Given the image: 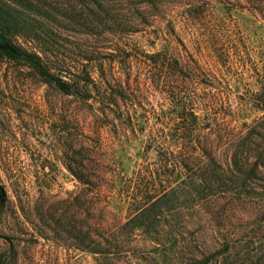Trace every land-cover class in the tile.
<instances>
[{
	"label": "rangeland",
	"instance_id": "rangeland-1",
	"mask_svg": "<svg viewBox=\"0 0 264 264\" xmlns=\"http://www.w3.org/2000/svg\"><path fill=\"white\" fill-rule=\"evenodd\" d=\"M130 3L143 7L119 14L132 23L122 34L78 33L70 41L98 53L99 61L89 66L95 81L102 76L112 86H126V105L137 111L134 132L117 117L125 105L109 118L118 132L107 123L98 130L97 101L84 104L25 64L0 60V185L8 197L0 213V264H190L223 244L233 253L249 247V256L264 251V167L240 196L213 197L198 208L194 196L171 192V210H163L158 221L166 230L181 231L176 239L140 230L112 256L83 251L78 227L85 228L87 212L77 201L82 186L65 166L71 141L78 149L84 139L99 140L102 153L115 163L116 184L89 211L92 230L102 225L108 235L120 233L133 217L139 175L160 183V166L169 164L171 177L150 194L174 187L180 127L193 129L180 133L181 139H207L224 164L243 142L264 154V0H109L107 5L118 13ZM117 50L123 55L113 58ZM165 53L178 63L174 70L148 58L160 55V63ZM183 113L197 116L192 127L181 120Z\"/></svg>",
	"mask_w": 264,
	"mask_h": 264
},
{
	"label": "trees",
	"instance_id": "trees-1",
	"mask_svg": "<svg viewBox=\"0 0 264 264\" xmlns=\"http://www.w3.org/2000/svg\"><path fill=\"white\" fill-rule=\"evenodd\" d=\"M134 1L144 3L146 0ZM108 2L109 0H0V60L25 64L46 84L84 104L92 100L97 101L101 104L94 113L98 130L107 123L106 125H110L118 132L115 120L110 121L109 118L120 113V104L125 105L127 107L125 113L118 114L117 117L124 119L127 122L126 127H131L134 132L132 123L136 120L137 111L126 105L129 96L126 86L123 84L112 86L113 81L102 76L99 82L95 81L89 66L99 61L98 53L93 48L72 44L70 41L79 35L78 33L100 36L105 30H110L118 36L122 34L124 28L132 24L131 18L123 19L119 14L124 11L140 12L143 7L142 4L130 3L117 13L116 9L107 5ZM78 5L81 10L77 8ZM150 5L152 10L158 9L153 4ZM122 53L123 50L115 51L112 54L113 58L122 56ZM125 56L128 57V54ZM159 56L152 55L148 58L155 60V65L170 70H174L178 65L168 58L167 53L161 55L158 63ZM173 74H176L175 71ZM116 108H119V112L115 110ZM181 120L189 123L187 127H192L197 121V116L183 113ZM192 130L182 127L177 130L181 141V158L173 170L175 175H177L175 172H178L179 178L174 184L170 182L174 187L170 186L168 190L158 192L156 196L150 194L160 183V187H164L162 186L166 183L164 179L171 177L167 174L171 168L169 164L160 166L159 173L163 174L160 183L151 184L143 175H139L137 193L135 196L133 193V200L130 199L135 206V213L117 235H108V231L102 228V225L98 229L93 228L95 229L93 231L89 224V211L107 199L105 190L116 184L115 171L111 169L115 163L111 162L113 160L110 156L102 153L103 148L99 140L92 142L84 139L78 143V149L73 141L70 142L65 153V166L82 186L77 201L82 202L87 216L85 228L81 230L78 227V232L85 253L101 258L117 254L122 243L140 230L146 233L154 231L157 237L164 235L165 240L168 236L176 239L181 235V231L176 232L172 228L166 230L163 223L158 221L164 214L163 210L168 209L171 192L194 196L193 201L196 202L194 207L198 208L213 197L240 196L244 193L247 183L261 174L264 154L258 155L257 151L247 148L248 143L243 142L242 145L233 148L231 156L226 157L224 164L222 157L217 155L207 139H198L195 143L184 141L185 137L181 139L183 134L180 133H189ZM111 191L108 190L109 194ZM7 200V194L0 185V213ZM170 210L168 209L169 212ZM92 231L99 235V240L94 238ZM154 240L165 241L159 238ZM233 251L229 244H223L221 249L209 255L192 258L190 264H264V251L256 253L255 256H249L251 255L249 247L245 246L238 253Z\"/></svg>",
	"mask_w": 264,
	"mask_h": 264
}]
</instances>
